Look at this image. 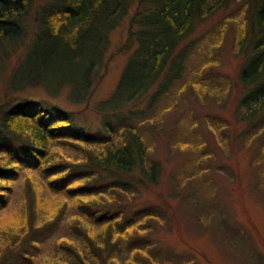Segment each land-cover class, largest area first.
Here are the masks:
<instances>
[{
    "label": "trees",
    "instance_id": "obj_1",
    "mask_svg": "<svg viewBox=\"0 0 264 264\" xmlns=\"http://www.w3.org/2000/svg\"><path fill=\"white\" fill-rule=\"evenodd\" d=\"M131 1H45L10 84L38 85L49 92L66 88L65 96L72 100L91 96L104 66L109 32ZM229 1L136 0L124 44L130 51L113 93L95 108L106 114L94 133L74 125L79 110L51 98L16 95L1 102L0 209L23 171L28 202L22 213L0 220V264H27L40 235L63 218V199L68 198L80 201L83 209V216L71 220L75 240L61 238V259L43 264H199L192 255L172 249L160 256L163 239L156 240L148 229L154 227L152 211L134 207L133 201L115 203L105 195L108 190L134 194L159 181L162 165L150 153L143 123L158 111L162 96H176L187 87L183 76L192 40L182 42L206 15ZM31 2L0 0V46L24 32ZM242 6L236 84L238 119L244 121L247 136L264 131V0H243ZM205 71L192 75V85L203 80ZM222 89L224 99L234 91L232 85ZM141 98L143 105L138 103ZM44 188L51 198L61 195V204L48 215L37 212V194ZM96 194L103 197L97 199ZM139 214L146 221L139 222ZM81 241L84 248L79 247ZM123 250L127 254L121 257ZM256 256L259 261V253Z\"/></svg>",
    "mask_w": 264,
    "mask_h": 264
},
{
    "label": "rangeland",
    "instance_id": "obj_2",
    "mask_svg": "<svg viewBox=\"0 0 264 264\" xmlns=\"http://www.w3.org/2000/svg\"><path fill=\"white\" fill-rule=\"evenodd\" d=\"M31 1L24 32L0 46V104L16 95L48 97L79 110L74 125L94 133L106 114L95 108L105 105L113 93L130 51L124 44L136 0L131 1L128 12L109 32L104 66L92 95L75 100L65 96L66 88L49 92L38 85L10 84L37 28L36 14L47 0ZM242 3L243 0H230L227 6L206 15L183 40L182 45L192 40L183 76L187 87L182 86L176 96H162L155 107L158 111L143 123L150 153L162 165L159 181L134 194L108 190L105 195L115 203L133 201L134 207L152 211L154 227L148 229L156 240L163 239V257L174 250L192 255L199 264H264V131L245 136V123L238 119L240 91L236 80L241 57L236 37L243 26ZM202 68L206 69L201 72L203 80L192 85V75ZM224 85H232L234 90L227 99L221 96ZM144 101L141 98L138 103L143 105ZM70 153L76 155L74 150ZM25 176L23 171L11 183L0 220L15 211L22 213L27 205ZM98 183L104 187L103 181ZM101 196L96 194L97 199ZM63 200V218L54 229L40 235L27 264L58 261L62 255L58 241L64 237L75 240L71 220L83 216L82 204L69 198ZM37 201V212L48 215L61 204V195L51 198L44 188L43 194H37ZM88 219L90 226L92 220ZM146 219L139 214V222ZM79 244L80 248L84 245L82 241ZM121 254L123 257L127 252L123 250ZM117 260L120 262L119 257Z\"/></svg>",
    "mask_w": 264,
    "mask_h": 264
}]
</instances>
